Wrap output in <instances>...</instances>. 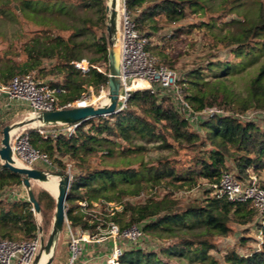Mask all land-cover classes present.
<instances>
[{"label": "trees", "instance_id": "16d2710c", "mask_svg": "<svg viewBox=\"0 0 264 264\" xmlns=\"http://www.w3.org/2000/svg\"><path fill=\"white\" fill-rule=\"evenodd\" d=\"M22 1L28 10L14 6V0H0V15L16 21L20 15L40 29L31 36L33 44L23 46L25 59L0 67L1 84L7 85L13 77L32 72H38L42 81L56 77L55 84L66 90L61 97L63 102L80 98L88 81L96 87L107 84L106 75L96 70L84 75L72 65L86 59V52L93 55L90 63L108 64L107 38L99 36V32L106 33L104 0ZM44 3L95 8L97 32L81 25L72 28L67 37L61 35L39 13ZM127 10L140 33L149 40L148 50L162 57L164 65L173 67L165 54L158 52L154 39L192 18L194 22L186 27L189 31L205 28L209 47L216 54L204 66L192 68L177 80L192 112L184 113L178 108L172 90L165 94L140 90L132 93L124 110L86 120L71 135L45 138L38 130L29 131L32 146L47 154L59 172L66 173L68 162L71 163L72 184L67 200L70 227L94 236L103 235L111 224L121 229L142 225L146 237L156 241V248L127 249L121 264H172L170 260L175 264H220L212 254L217 249L214 239L230 237L238 230L246 233L255 226L261 237L259 248L248 250L247 255L231 252L225 260L230 264H264V213L249 201L218 198L209 188L210 184H219L226 173L246 182L253 173L264 170V126L258 122V116H264V0H127ZM218 22L235 30L213 32ZM222 51L225 59L220 57ZM244 72L250 78L244 94L236 97L233 83L236 74ZM210 73L214 81L207 79ZM213 108L220 112H206ZM197 117L202 119L194 124ZM145 144H157L168 153L144 161L140 156L147 150ZM116 152L136 154L128 160L129 164L138 161L139 167L125 164L109 169L93 162L96 155L112 157ZM181 155L190 157L183 167H179ZM121 183L135 188H121ZM201 183L207 184L203 200L182 203L173 198L175 191L192 190ZM23 185L22 176L0 164V239L31 241L40 233H49L55 216V197L45 187L48 191H34L41 207L40 224L28 199L10 194ZM159 190L167 193L141 204L125 201ZM94 192H102L104 209L115 203L122 210L94 212L90 202ZM247 240L242 236L241 245H246Z\"/></svg>", "mask_w": 264, "mask_h": 264}, {"label": "rangeland", "instance_id": "374dc122", "mask_svg": "<svg viewBox=\"0 0 264 264\" xmlns=\"http://www.w3.org/2000/svg\"><path fill=\"white\" fill-rule=\"evenodd\" d=\"M221 1V0H217ZM107 9V0H104ZM14 6L19 7L22 6L24 8L25 4L22 0H14ZM18 8V10H20ZM27 9V8H26ZM28 10V9H27ZM39 13L43 15L48 24L53 25L54 28L59 30V33L65 37L71 34V29L77 26L86 25L87 27L95 30L97 32V21H98V14L95 8L84 5L82 7H74L72 5H61L59 3H44L42 6L39 7ZM193 18L182 22L170 29L165 35L160 34L156 39H154V44H158V52H163L167 57V63L173 65L170 67L169 65H164L162 61V57L157 56V59L161 60L158 61L159 66H165L170 68L176 72L178 80L182 78V76L187 73L192 68L198 67L203 65L209 59H213L210 56L216 54L214 50L210 49L209 44L210 40L208 34L206 33L205 28H195L192 31L186 27L189 22H194ZM229 20V19H228ZM184 26V27H183ZM40 28L35 27L33 24L29 23L26 19L22 16H17V21L12 20L5 15H0V67L5 68L3 65L9 64L11 62L21 61L25 59L26 55L22 51L23 46H29L33 44V40L31 36L33 32L38 31ZM173 30V31H171ZM229 30H235V27L223 25L222 23L218 22L212 28L213 32L219 34H225ZM173 34V35H172ZM175 34V35H174ZM99 36L103 38L107 36V26H106V33L101 34L99 32ZM164 36V37H163ZM102 38V39H103ZM164 39V40H163ZM154 55V54H153ZM225 51L220 52V57L225 59L224 57ZM93 56L90 52H86L85 58L87 60L91 59ZM7 62V63H6ZM49 65V63H47ZM46 64V65H47ZM37 80L38 79V72H32ZM207 79L210 81H214L215 77L212 73L207 74ZM250 78L247 72L236 74L235 83H233L234 87V94L236 97H240L244 94V89L247 84V80ZM56 77H49L47 80L43 81H56ZM178 84V83H177ZM145 86L147 84H144ZM161 90H157V92ZM0 94H4L3 91H0ZM1 97V96H0ZM15 104H3L2 98H0V149L2 147V138H3V128L5 126L17 123L22 121L25 116H27V109L24 105H21V102L14 101ZM18 104V105H17ZM201 117H197L194 119V124L199 123ZM258 122L264 126V116H258ZM26 126L27 132L31 130H40L44 129V131L54 135V134H68L67 129L65 126L56 125V126H45L41 128H34V125H22ZM20 126V127H22ZM18 127V128H20ZM147 150L141 153L140 158H143L144 161L152 160L162 155L167 154V151H163L158 148L157 144H145ZM136 154L130 155H121L119 152H116L112 157L108 155L101 156V154L96 155L93 157V162L97 163L98 166L102 168H114L117 167H124L125 164L131 167L138 168L140 163L135 161L133 164H129L130 160H133V157ZM180 166H184L190 160L188 155H181L179 157ZM68 162L67 160H65ZM69 168H71V163L68 162V168L66 173H70ZM48 173H57L59 172L56 167H51L47 169ZM72 172V170H71ZM253 175L258 179L261 184H264V170L260 173H253ZM121 188L124 189H133L135 188L134 185L121 183ZM207 188L206 183H201L200 186L188 190L182 189L174 192L173 198L179 199L182 203H192L194 201L203 200L205 198V190ZM33 189L35 192L40 193L42 191H48L44 188L43 183L34 182ZM49 192V191H48ZM50 193V192H49ZM167 193V190H159L158 192L147 191L139 196L128 197L125 199L126 202H130L131 204H141L145 201L156 198L158 196H163ZM10 194L12 196L28 199V192L25 186L23 185L17 190L11 191ZM53 196V195H52ZM103 194L102 192H94L91 194L90 202L93 205V210L96 213H100L104 208L101 205ZM107 212L121 211L122 206L117 205L115 203L109 204L105 209ZM38 219L40 224L42 223V215H38ZM54 221V218H53ZM53 221L49 230V233L43 235L45 240L47 241L50 231L52 229ZM105 233L97 234L94 237L90 233H82L80 230H69L67 223L64 226L63 232L60 235V240L57 248V253L55 258H58V255L61 256L62 264H68L71 256H72V243L73 240L78 241L77 248L80 250L78 254V258H80V263L83 261V264H89V262H103L105 261L106 255H108L113 247V240L105 235ZM97 236V237H96ZM242 236L248 238L246 245L242 246L240 243V239ZM104 239L103 242L98 243L97 240ZM261 237L259 236L258 230L255 226H250L248 232L243 233L239 231L227 238H215L214 244L217 246V249L212 251L220 264H230L225 259L227 254L231 252H237L239 255H247L248 250H256L259 248V242ZM156 241L154 239H149L148 237L142 243V247L153 250L156 248ZM45 259H43L44 261ZM91 260V261H90ZM187 259L184 262L187 263ZM170 263L175 264L173 260H170Z\"/></svg>", "mask_w": 264, "mask_h": 264}, {"label": "built area", "instance_id": "2783aa9c", "mask_svg": "<svg viewBox=\"0 0 264 264\" xmlns=\"http://www.w3.org/2000/svg\"><path fill=\"white\" fill-rule=\"evenodd\" d=\"M120 44H121V88L117 103V113L124 110L135 91L150 90L165 94L167 90L174 91L175 101L182 112H192L190 106L183 99L182 90L177 86L178 77L176 72L165 66H159L157 58L148 50L149 40L145 38L137 28L134 17L127 10V0H121L119 9ZM74 68L84 75L91 70L106 75L109 78L108 64H92L87 59L74 61ZM144 84H147L146 86ZM84 91L80 98L72 102H63L61 97L66 90L63 86L56 85L54 81L37 80L33 74L18 75L13 77L9 84L0 83V91L12 101L21 102L27 106V116L38 115L43 112H52L62 109L80 108L93 106L99 108L109 103V81L106 85L94 86L88 81L83 86ZM208 114L219 113L216 108L208 109ZM79 124L65 125L67 135L75 132ZM35 126L31 127L34 128ZM41 128V126H36ZM47 138L57 136L50 134L44 129L38 130ZM11 147L15 162L29 169H39L47 172L53 167L50 157L34 148L30 142V135L26 126L18 128L11 133ZM2 165V162L0 161ZM70 176L72 177L71 168ZM209 188L214 196L226 197L232 202H251L260 212L264 213V187L252 174L249 181L240 182L230 174L223 175L219 184H210ZM71 232L72 228L66 221ZM82 232V231H81ZM88 233V232H82ZM107 236L113 240L111 252L106 255L104 264H121L124 252L130 248L142 247L146 240V234L142 225L137 224L121 229L116 224H111L106 231ZM95 236V235H94ZM93 236V237H94ZM97 237V236H96ZM104 239L97 240L98 243ZM78 241L73 240L72 256L68 264H78L80 258L77 246ZM144 248V247H142ZM41 249V236L31 241H13L0 239V264H33L35 257ZM91 261V260H90ZM99 263V262H89Z\"/></svg>", "mask_w": 264, "mask_h": 264}, {"label": "water", "instance_id": "95a60500", "mask_svg": "<svg viewBox=\"0 0 264 264\" xmlns=\"http://www.w3.org/2000/svg\"><path fill=\"white\" fill-rule=\"evenodd\" d=\"M119 2L120 0H107L106 9L109 103L99 108L87 106L43 112L38 115L28 116V118H24L20 122L5 126L2 131L3 138L1 142L2 147L0 149V161L5 169L23 177V184L27 189L29 196L28 201L33 205L34 211L39 216L41 214V207L34 194V182H56L58 184V194L54 196L56 199V209L52 229L47 241L45 240L43 234L40 233L41 249L35 257L33 264H41L43 256L46 259L44 264H53L55 261L60 235L62 234L67 221V200L72 184V177L69 173H48L39 169H29L23 166H18L14 160L11 147V133L14 129L22 125L30 124L45 127L60 124H79L89 119L111 116L117 113L116 108L121 88Z\"/></svg>", "mask_w": 264, "mask_h": 264}, {"label": "bare ground", "instance_id": "6f19581e", "mask_svg": "<svg viewBox=\"0 0 264 264\" xmlns=\"http://www.w3.org/2000/svg\"><path fill=\"white\" fill-rule=\"evenodd\" d=\"M121 2V0H120ZM119 2V4H120ZM25 118H28V116H25ZM18 128L14 129V131H16ZM16 164L18 166H21V164L19 162L16 161ZM44 187L47 188L49 190V192L53 195L56 196L58 194V184L56 182H49V183H43ZM43 259H45V257L43 256L41 259V264H44L46 259L43 261Z\"/></svg>", "mask_w": 264, "mask_h": 264}, {"label": "crops", "instance_id": "0c3cea01", "mask_svg": "<svg viewBox=\"0 0 264 264\" xmlns=\"http://www.w3.org/2000/svg\"><path fill=\"white\" fill-rule=\"evenodd\" d=\"M0 98H2V100H3V104H6V102L8 103V104H12V105H14L15 104V102L14 101H12V100H10L8 97H7V95L6 94H0ZM21 105H24V107L27 109V106H26V104H22V103H20ZM18 105V104H17ZM22 199H24V198H22ZM27 199V198H26ZM80 260V259H79ZM100 263V262H99ZM53 264H62V259H61V256H59L58 255V258H55V261H54V263ZM78 264H83V261H81V263H80V261H78Z\"/></svg>", "mask_w": 264, "mask_h": 264}]
</instances>
